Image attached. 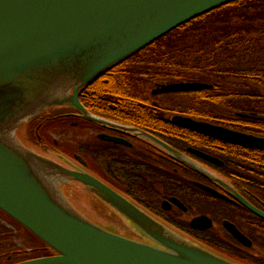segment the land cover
<instances>
[{
  "label": "water",
  "instance_id": "1",
  "mask_svg": "<svg viewBox=\"0 0 264 264\" xmlns=\"http://www.w3.org/2000/svg\"><path fill=\"white\" fill-rule=\"evenodd\" d=\"M235 1L0 0V211L56 253L16 264H235L175 233L86 168L63 156L61 164L38 154L15 137L21 126L59 107H74L88 120L106 125L81 103L83 87L184 24ZM210 88L201 82L172 83L156 92ZM174 121L250 146L245 135L190 119ZM11 126L14 140L3 135ZM140 136L182 157L158 138L145 132ZM251 147L264 150V140L251 137ZM73 184L105 204L144 241L86 218L63 190Z\"/></svg>",
  "mask_w": 264,
  "mask_h": 264
},
{
  "label": "flooded vegetation",
  "instance_id": "2",
  "mask_svg": "<svg viewBox=\"0 0 264 264\" xmlns=\"http://www.w3.org/2000/svg\"><path fill=\"white\" fill-rule=\"evenodd\" d=\"M168 84L171 82L155 84L152 95L161 104L148 106L145 115L137 116L123 113V107L115 105L101 113L86 107L79 95L84 107L106 120V125L88 120L74 107H59L32 120L24 138L50 158L56 154L52 150L65 155L153 217L220 255L240 264H264V217L256 212L264 213V150L251 147V137L264 140V120L251 121V116L219 105L212 109L220 113V119H200L188 114L186 106L168 102L173 94L201 91L156 92ZM144 116L147 119L141 120ZM175 118L245 135L250 146L207 136L183 127ZM55 124L77 130V140L87 141L84 147L89 151L81 148V141L74 154L60 149L57 141L52 145L45 131ZM141 132L158 138L182 157L170 155L141 137ZM195 220H200L197 226ZM30 250L40 254L38 257L48 251L43 244ZM7 259H14L11 252Z\"/></svg>",
  "mask_w": 264,
  "mask_h": 264
},
{
  "label": "trees",
  "instance_id": "3",
  "mask_svg": "<svg viewBox=\"0 0 264 264\" xmlns=\"http://www.w3.org/2000/svg\"><path fill=\"white\" fill-rule=\"evenodd\" d=\"M153 69H172L177 82L204 81L212 86L169 97V104L186 106L183 109L192 116L218 120L220 113L212 107L219 105L256 117L251 121L264 120V0H237L184 24L83 87L80 99L104 114L106 107L115 105L123 107V113L145 115L146 107L161 104L152 95L153 78L146 77ZM166 72L155 73L160 83ZM6 219L20 226L0 211V220ZM1 231L7 229L0 225ZM9 255L1 256L0 264L13 262L6 260Z\"/></svg>",
  "mask_w": 264,
  "mask_h": 264
},
{
  "label": "rangeland",
  "instance_id": "4",
  "mask_svg": "<svg viewBox=\"0 0 264 264\" xmlns=\"http://www.w3.org/2000/svg\"><path fill=\"white\" fill-rule=\"evenodd\" d=\"M163 72H166V71H164V70L162 71L159 69H153V70H151V72H149L146 75L147 78H153L152 85L154 88L156 87L155 84L157 82L161 81L160 79H157L155 77L156 76L155 73H163ZM166 73L168 75H167V77L162 78V80H164L163 82L173 83L177 80L173 76L175 71H173L172 69L167 70ZM202 82L205 83L204 81H202ZM176 83H179V82L176 81ZM261 88H262L261 89L262 94L264 95V86H261ZM29 127H30V123L21 126L19 128V130L17 131V136L15 134V137H18L21 144L23 146H25L26 148H29L38 154L44 155L42 153V151L38 150L37 148H35L34 146L29 144L25 140V138H24L25 133H29ZM45 132H46V135H49L51 137V142H52L51 144L54 145V141H57L59 144V147H61L60 149H62L63 151H66V153L74 154L75 150L77 148V143L80 141H81V145L84 144L81 146V148L85 149L86 151H89L88 148L84 147V146H88L87 141H82L83 139H81L80 141L77 140L79 138L78 135H76L77 130H74L71 128L62 129L61 125L55 124L51 127L50 130H48V132L47 131H45ZM63 132H68V133H66V135H63ZM73 140L75 141L76 145L73 143ZM52 152H55L56 154H52L53 158H51V159H53L55 161L57 160L59 163L64 164L62 160L61 161L59 160V158H60L59 156H63L69 162L73 163V161L69 160L65 155H63L59 152H56L54 150H52ZM44 156H46V155H44ZM46 157H48V156H46ZM63 190H64L67 198L69 199V201L73 204V206L80 213H82L86 218L90 219L91 221H93L97 225H99L102 228H105L106 230H109L113 233L128 237L130 239L144 241V240H142V238L140 236L137 235L136 232H133L129 227H127V225H125L124 222L119 217H117L114 213H111L109 211V209L105 206V204L100 202L95 196H93L88 191H86L82 186L77 185V184H73L71 186L65 187ZM159 221L162 222L163 224H165L166 226H168L175 233L184 237L185 239H187V240H189V241H191L197 245H200V246L208 249L209 251H211V252H213V253H215V254H217V255L225 258V259H228L227 257L220 255L219 253L215 252L214 250L196 242L195 240L186 237L184 234L173 229L172 227H170L169 225H167L163 221H161V220H159ZM0 225H1V227L3 226V228L7 229L6 232L5 231L0 232V257L3 256L2 254L6 253V252H9V254L11 252V254H13V256H14L13 262L6 263V261H5L2 264H16V263H20V262H24V261H28V260H33V259H38V258H42V257H49V256L55 255V251H53L52 249H49L46 244L42 243L40 240H38L36 238L39 241V243H38V241H36L29 234L26 233V232H28L27 230H25L21 226H18V227L14 226L13 227V224L11 223L10 220H8V219H6L4 221L0 220ZM38 244H43L48 249L47 253L43 252L41 254L42 255L41 257H38L40 254L38 255L36 252H31V250H30L31 248L38 246ZM19 251H21V252H19ZM6 260L8 261V259H6ZM228 260H230V259H228ZM230 261H232V260H230ZM232 262L235 264H240V263L235 262V261H232Z\"/></svg>",
  "mask_w": 264,
  "mask_h": 264
},
{
  "label": "bare ground",
  "instance_id": "5",
  "mask_svg": "<svg viewBox=\"0 0 264 264\" xmlns=\"http://www.w3.org/2000/svg\"><path fill=\"white\" fill-rule=\"evenodd\" d=\"M3 135H6L7 137H10L12 140H14V127L13 126L9 127V129L7 131H5ZM55 195H56V193H55Z\"/></svg>",
  "mask_w": 264,
  "mask_h": 264
}]
</instances>
